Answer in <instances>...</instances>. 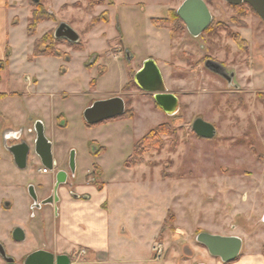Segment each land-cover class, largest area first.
<instances>
[{"label":"rangeland","instance_id":"1","mask_svg":"<svg viewBox=\"0 0 264 264\" xmlns=\"http://www.w3.org/2000/svg\"><path fill=\"white\" fill-rule=\"evenodd\" d=\"M23 1L25 5L27 0ZM183 1L105 0L89 13L85 0H39L53 16L45 43L62 56L43 57L48 60L40 73L49 102L36 115L52 134L55 151L67 162L74 153L76 179L95 169L97 186H105L107 204L102 208L110 232L124 238L126 253L104 264L207 262L212 257L196 242L199 233L238 237L242 242L238 264H252L264 252V22L246 7L204 0L212 16L210 29L196 38L184 25L173 37L166 29L170 42L151 19L176 13ZM19 8L18 13L25 12ZM93 19L100 22L87 32ZM10 20L9 9L4 16L0 12V29ZM60 24L77 33L81 50L53 41ZM42 25L35 35L45 32ZM28 59L15 63L20 73H35L36 67L28 70L25 62L41 58ZM150 59L158 66L167 93L179 100L175 115L157 108L153 94L142 92L133 81ZM207 62L224 66L234 79L227 84L206 67ZM9 66L0 63V88L8 92L14 88L9 77L15 72ZM114 97L124 101L125 116L85 126L83 111ZM15 103L6 98L0 101V110ZM196 119L214 128L212 139L193 133ZM160 126L165 131L158 137L160 144L151 150L146 142L138 145L134 158L136 144ZM2 144L0 140V164H5L8 154ZM140 158L141 164L126 167ZM38 169H28L24 178L22 172L0 173L6 202L14 195L8 181L11 187L16 182L25 189L46 183L47 175ZM8 226L0 227L3 238ZM90 261L87 255L75 256L73 264Z\"/></svg>","mask_w":264,"mask_h":264},{"label":"crops","instance_id":"2","mask_svg":"<svg viewBox=\"0 0 264 264\" xmlns=\"http://www.w3.org/2000/svg\"><path fill=\"white\" fill-rule=\"evenodd\" d=\"M20 6L23 9L25 8V12H22V14L18 13ZM7 9L10 10L11 20L0 29V63L9 64V69L15 70L9 77L14 88L10 92H8L7 88H0V101L2 102L4 99L10 98L16 103L13 106H7L3 110H0V119L11 118L5 123L0 121V140H3V136L6 133H16L23 135V137L30 141L27 134L28 130L39 121L43 125L46 139L51 144L53 162L57 164V168L65 169V158L55 151L54 145L56 142L52 140V134L46 129L45 123L36 115V112L46 108L49 102L48 88L40 73L42 70L41 65L48 59L39 57L41 59L33 60L32 63L25 62V67L28 70H33L36 67L35 73H20L15 66L17 61L23 62L31 56L34 41L41 38L50 30V21L43 22L42 26L45 28V32L41 36L35 35L34 37H29L26 29L32 9L28 5V0L25 5L23 0H0V12L3 16ZM39 25L37 29L40 27ZM19 27H21L20 31L16 32L15 29ZM24 29L25 32H23ZM158 30L165 31L168 40L171 42L166 29ZM67 52L70 55L71 50ZM117 55L114 58H117ZM17 143L19 144V142ZM17 143L15 145H18ZM4 149L7 151L5 147ZM7 154L5 158L6 163L0 164L1 174L2 171L3 174L10 172L14 175L22 172V178H24L27 170L32 169L33 166H38L39 171L42 170L40 169L42 166L40 159L32 153L28 156L26 168L23 170L16 167L11 153L7 151ZM0 157H2L1 153ZM45 168L48 169L47 167ZM10 180L12 182L15 181L14 179ZM13 184V187H11V182H6L9 189L13 188L14 195H12L10 202H6L8 197H3L0 192V227L4 224L9 225L5 230L6 237L0 236V243H4L9 254L15 258L20 259L29 252L40 249L50 251L54 255L69 254L73 247L79 246L88 249L87 256L91 260L90 263L104 264V262H114L116 255L126 253L124 248L122 249V246L125 245L124 238L122 235L118 237L116 235L113 236V233L110 232L107 215L102 208L107 204L105 186L99 188L98 186L78 185L75 191L78 199L70 198L65 190H61L58 215L54 216L53 212L47 209L41 215H38L37 219L35 217L37 220L35 225L31 224L30 226V221L32 220L30 217V199L26 189L20 183L14 182ZM83 197H87V199ZM9 214H12L13 218H10L12 215L8 216ZM40 224H43L42 227H39ZM16 228L23 231L25 243L13 248L9 237L11 232ZM113 238H115L114 241H112ZM206 260L207 262L204 261L202 263L220 264L212 258ZM0 264H5L1 257ZM241 264L251 263L244 261ZM252 264H264V262L256 259Z\"/></svg>","mask_w":264,"mask_h":264},{"label":"water","instance_id":"3","mask_svg":"<svg viewBox=\"0 0 264 264\" xmlns=\"http://www.w3.org/2000/svg\"><path fill=\"white\" fill-rule=\"evenodd\" d=\"M32 3H38L39 0H30ZM231 6L246 4L251 7L259 18L264 22V0H224ZM176 15L185 26L188 34L196 38L203 34L209 27L212 21V16L204 0H184L176 11ZM54 38L57 40H65L68 43H78L79 36L66 24H60L54 31ZM206 67L214 73L219 74L220 68L218 65L211 62L206 63ZM133 81L138 89L142 92L153 94V100L156 106L169 116L175 115L179 110V100L173 94L167 93L161 72L155 61L150 59L142 64L141 69L135 73ZM125 113L124 101L119 97L110 98L103 101L94 102L90 107L82 113L83 120L88 125H98L108 120L121 117ZM193 133L202 138L210 140L214 137V128L202 121L196 119L191 127ZM35 143L34 153L40 159L42 165L49 170L52 169V151L51 144L46 139L42 125L37 122L35 125ZM14 159L16 167L20 170L26 168L29 146L25 143H20L7 148ZM74 153L70 157V169L74 170ZM30 198L36 202V196L33 186L28 188ZM50 199L41 203V205L50 204ZM41 205H36L37 209ZM17 229L15 233H21ZM18 240H23L18 239ZM197 241L202 244L205 250L211 257L219 258L223 263H230L235 260L241 248V241L236 237H221L201 233L197 237ZM1 259L6 264H13V260L5 255L3 248L0 246ZM24 264H69V259L66 256L54 257L52 254L45 251H36L30 254Z\"/></svg>","mask_w":264,"mask_h":264},{"label":"flooded vegetation","instance_id":"4","mask_svg":"<svg viewBox=\"0 0 264 264\" xmlns=\"http://www.w3.org/2000/svg\"><path fill=\"white\" fill-rule=\"evenodd\" d=\"M233 7H235V8L246 7L248 10L255 13V11L246 4H239V5H236ZM218 66L220 68V73H221L222 79H224V81L227 84H230L231 81L234 79V74L233 73L226 74L224 66H222V65H218ZM36 124L37 123H35V125ZM84 124L87 127H92L91 125H88L85 122H84ZM35 125L32 128H30L28 130V133H27L28 138H30V141H28V139L23 137V135H21V134L6 133V135L3 136V140H2L4 147L7 149L9 147L14 146L15 143H17V142H19V144L25 143L29 146L28 156L31 153L35 155V153H34V143H35V138H36ZM42 128H43V125H42ZM43 132H44V128H43ZM93 148L95 149V147H93V145L90 143L89 149L92 151V154L97 155V153H95L92 150ZM28 156H27V158H28ZM73 156H74V154H73ZM51 166H52L51 170L45 168V169H42L40 171L42 174L47 175L45 177L46 178L45 184H42L39 186L31 185V186H33V189H34V193L36 196V202H34L28 194V188L31 186H29V187L27 186L28 188H26L27 195L30 199V217L32 220L35 219L36 212L43 213V211H46L47 209L51 210L53 212L54 216L58 215V205L61 202V197H60V191L61 190H65V192H67V194L70 198L78 199V195L75 192L78 185L97 187V183H96L97 182V173H96L95 169L86 170L85 172L82 173L81 179L77 180L76 175H75L76 174L75 167H74L73 171L70 169V161H68V162L66 161L65 169L57 168V164L55 162H53V160H52ZM83 198L87 199V197H83ZM49 199L51 201L50 204H47L44 206L41 205L42 202L47 201ZM36 205H41V208L37 209ZM40 225L42 227L43 224H40ZM17 229L18 228H16L15 230H17ZM15 230L11 232L10 237H9L10 241L12 242L11 245L13 246V248H15L17 245H21V244L25 243V235H24L23 231L21 229H19L20 230L19 232H21V233H15V235H14ZM200 234L201 233H199L197 235V237ZM197 237H196V242L204 248V246L197 241ZM22 238H23V240H18V239H22ZM236 238H238V237H236ZM0 246L3 248L5 255L13 260V264H24V261L26 260V258L30 254H32L33 252H36V251L48 252V253L52 254L55 258L58 256H66L69 259V264H73V260H74L75 256L82 257L85 255H88V249H86L84 247L77 246V247H73L72 251L69 254L65 253V254L54 255L50 251L40 249V250L31 251L28 254H26L25 256L21 257L20 259H17L13 255L9 254L8 249L4 243L1 242ZM241 250H242V242H241V248H240L239 254L235 258V260L230 262V263H223V262H221V260L219 258L212 257V259H214L215 261H218V263H220V264L236 263V262L240 261L241 253H242ZM258 259L261 260L262 262H264V252L260 253V256ZM197 264H204V263H197Z\"/></svg>","mask_w":264,"mask_h":264},{"label":"trees","instance_id":"5","mask_svg":"<svg viewBox=\"0 0 264 264\" xmlns=\"http://www.w3.org/2000/svg\"><path fill=\"white\" fill-rule=\"evenodd\" d=\"M85 1L88 3L86 10L89 13H91L95 7L103 5L105 2V0H85ZM111 4H112V2L110 3V5ZM30 7L32 9V12H31V17H30L28 24H27L26 31H27V35L29 37H34L36 34L37 26L42 22L52 21L53 16L43 9L40 2H38V3H32L31 2ZM99 22H100L99 19H93L89 23V25L87 26L86 31L88 32L89 30L93 29L95 26H97V24ZM151 23L157 29L169 30L170 37L174 36V30L176 28H178L179 25H183V23L178 18L176 13H173L172 15L166 16L165 18H162V19H151ZM209 29H210V27H208L206 30L208 31ZM47 38H48V33L44 34L41 38L36 39L34 41L33 52H32V54L28 60L32 61L33 59L39 58V57H60V56H62V55H60L59 52H53L52 50L49 49L47 43H45ZM53 41L54 42H62V41L64 42L65 40H57L54 38V35H53ZM65 42H67V41H65ZM71 45L75 48L74 51L81 50V48H82V43H76V44H71ZM92 84H94V82H92ZM122 116H125V113ZM118 118H120V117H118ZM164 133H165V131L161 130V126L158 127L157 130H153V131L149 132L141 141H139L136 144V146L134 148V152H133V157L138 153V149H139L138 145H143L145 142L147 144H149L148 150L155 149L158 146V144H160L158 137ZM141 163H142V159L140 158L138 161L129 163L126 167L139 165Z\"/></svg>","mask_w":264,"mask_h":264}]
</instances>
